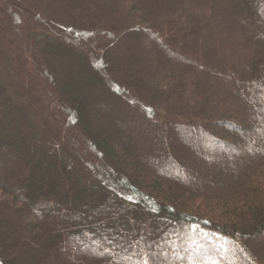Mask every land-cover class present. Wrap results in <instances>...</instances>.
I'll return each instance as SVG.
<instances>
[{
    "label": "trees",
    "instance_id": "1",
    "mask_svg": "<svg viewBox=\"0 0 264 264\" xmlns=\"http://www.w3.org/2000/svg\"><path fill=\"white\" fill-rule=\"evenodd\" d=\"M0 34V264H264V0H0Z\"/></svg>",
    "mask_w": 264,
    "mask_h": 264
},
{
    "label": "rangeland",
    "instance_id": "2",
    "mask_svg": "<svg viewBox=\"0 0 264 264\" xmlns=\"http://www.w3.org/2000/svg\"><path fill=\"white\" fill-rule=\"evenodd\" d=\"M0 38H2L1 37V34H0ZM3 44H5V41L3 40ZM59 47H63L64 49H66V46H63V45H59ZM78 57L80 56V55H77ZM81 58V57H80ZM81 59H83V60H85V63L86 64H88V62H87V60L85 59V58H81ZM240 123L243 125V126H245L246 128H251V129H253V126H252V123H251V121L247 118V119H245V121L243 122V121H240ZM256 130V129H255ZM253 131L252 130V133L251 134H245V135H243V134H241L238 130H236V129H233V133H235V135H237V136H239V137H242V141H244V144H245V148H241L240 150H239V153H243L244 151H247L248 150V152L249 153H251L250 151H254V150H257V149H260L259 151H261L262 150V148L264 149V147H260L261 145H259V143H257V141H258V135H257V133H255L256 131ZM254 132V133H253ZM175 133V132H174ZM176 134V133H175ZM213 148V147H212ZM211 148V149H212ZM215 150V149H214ZM217 153H218V157L217 158H219V160L221 161V162H224V161H226L225 159V151L224 150H222V148L221 147H217ZM199 152V151H198ZM176 153L177 152H175V158L177 159V155H176ZM216 153V154H217ZM237 154L236 153H234L233 154V157L234 156H236ZM209 158H211L212 159V157H215V156H213V155H209L208 156ZM235 159V158H234ZM233 159V160H234ZM235 162H237V164H240L242 161L241 160H239V161H235ZM181 173H182V175H184L186 178H190V180H192V182H195L197 179H198V175L196 174V173H193V172H191V170L190 169H188V167H186L185 168V170L184 171H181ZM196 179V180H195ZM42 220V218H41V216H40V221ZM239 262V260L236 262V263H238ZM238 264H242L241 262H239Z\"/></svg>",
    "mask_w": 264,
    "mask_h": 264
},
{
    "label": "snow or ice",
    "instance_id": "3",
    "mask_svg": "<svg viewBox=\"0 0 264 264\" xmlns=\"http://www.w3.org/2000/svg\"><path fill=\"white\" fill-rule=\"evenodd\" d=\"M145 264H147V261L145 262Z\"/></svg>",
    "mask_w": 264,
    "mask_h": 264
}]
</instances>
